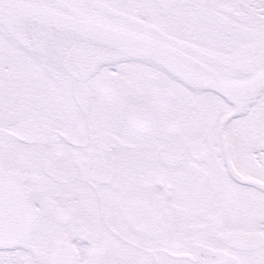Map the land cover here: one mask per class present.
Masks as SVG:
<instances>
[{
    "label": "snow or ice",
    "instance_id": "6c2138e0",
    "mask_svg": "<svg viewBox=\"0 0 264 264\" xmlns=\"http://www.w3.org/2000/svg\"><path fill=\"white\" fill-rule=\"evenodd\" d=\"M0 264H264V0H0Z\"/></svg>",
    "mask_w": 264,
    "mask_h": 264
}]
</instances>
